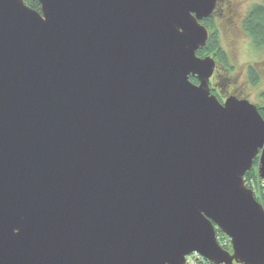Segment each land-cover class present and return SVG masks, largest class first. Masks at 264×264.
Here are the masks:
<instances>
[{
	"label": "water",
	"instance_id": "obj_1",
	"mask_svg": "<svg viewBox=\"0 0 264 264\" xmlns=\"http://www.w3.org/2000/svg\"><path fill=\"white\" fill-rule=\"evenodd\" d=\"M38 1L0 0V264H264V118L197 55L218 0Z\"/></svg>",
	"mask_w": 264,
	"mask_h": 264
},
{
	"label": "rangeland",
	"instance_id": "obj_2",
	"mask_svg": "<svg viewBox=\"0 0 264 264\" xmlns=\"http://www.w3.org/2000/svg\"><path fill=\"white\" fill-rule=\"evenodd\" d=\"M218 4L220 5L219 12L214 16L213 23L218 29L222 47L233 68L232 71L227 72L220 62L213 57L217 65L216 70L219 71L220 75L218 78L219 84L225 86L227 83H231L230 89L236 86L239 97L250 101L254 105H263L264 49L257 50L254 48L251 38L244 31L243 22L254 6H264V3L261 0H218L217 6ZM249 67L255 69L256 74L259 76V83L255 86L250 83L246 76ZM249 189L254 192L259 203L263 205L264 181L249 182ZM223 239V237H218L219 243L230 245V240ZM193 256L192 259L195 258ZM190 261H192L191 257L189 263Z\"/></svg>",
	"mask_w": 264,
	"mask_h": 264
},
{
	"label": "trees",
	"instance_id": "obj_3",
	"mask_svg": "<svg viewBox=\"0 0 264 264\" xmlns=\"http://www.w3.org/2000/svg\"><path fill=\"white\" fill-rule=\"evenodd\" d=\"M26 5L31 9L40 12L41 5L38 0H24ZM204 26L209 30L210 37L207 42V45L204 49H201L197 55L199 57H208L212 56L216 59V61L220 62V64L227 70V72L232 71L233 68L230 64L229 57L226 54L224 48L222 47L219 32L216 26L213 23L212 18L203 22ZM243 28L246 34L251 38L253 46L257 50L264 49V6L256 5L254 6L250 12L248 13L246 19L243 22ZM248 79L250 83L255 86L259 83V76L250 68L248 73ZM194 84H197V79L191 78L190 79ZM264 97V93L262 94ZM262 117L264 118V109L259 108ZM257 160H255V165L257 164ZM255 181L256 183L260 182L261 179L259 178L257 166H255L250 172H248L245 176V183L246 186L249 188V182ZM256 197V196H255ZM259 202V200L256 198ZM218 237H223V240H229L220 230L217 229ZM226 250L232 251L231 245H224L222 242L220 243ZM195 257L191 260L189 264H211L207 260L199 257Z\"/></svg>",
	"mask_w": 264,
	"mask_h": 264
},
{
	"label": "flooded vegetation",
	"instance_id": "obj_4",
	"mask_svg": "<svg viewBox=\"0 0 264 264\" xmlns=\"http://www.w3.org/2000/svg\"><path fill=\"white\" fill-rule=\"evenodd\" d=\"M219 4H218V6H217V8H216V11H215V13H214V15L211 17L212 18V20H213V18H214V16L216 15V13H218L219 12ZM210 19V18H209ZM208 19V20H209ZM206 21V20H205ZM214 22V21H213ZM250 68H252V67H249L248 68V70H247V77H248V73H249V70H250ZM254 71H255V69H253ZM219 71H215V73H214V75H213V77L211 78V80H210V89H211V94L212 95H214L218 100H219V102H221V103H225V101L228 99V98H230V97H236V98H238V99H242L241 97H239L238 95H237V91H238V89H237V87L236 86H234L232 89H230V85H231V83H227L225 86H221L220 84H219V80H218V78H219ZM197 84H198V80H197ZM230 89V90H229ZM257 107H258V109L259 108H261V109H264V104L263 105H256ZM260 111V110H259ZM261 113V112H260ZM258 163H259V159L257 160V164L255 165V166H257L258 167ZM261 202H263V201H261ZM263 204H264V202H263Z\"/></svg>",
	"mask_w": 264,
	"mask_h": 264
},
{
	"label": "snow or ice",
	"instance_id": "obj_5",
	"mask_svg": "<svg viewBox=\"0 0 264 264\" xmlns=\"http://www.w3.org/2000/svg\"><path fill=\"white\" fill-rule=\"evenodd\" d=\"M262 3H264V0H261Z\"/></svg>",
	"mask_w": 264,
	"mask_h": 264
}]
</instances>
